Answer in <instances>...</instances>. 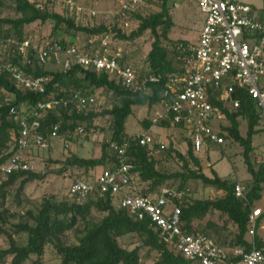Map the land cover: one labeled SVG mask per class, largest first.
Segmentation results:
<instances>
[{
  "label": "built area",
  "instance_id": "2783aa9c",
  "mask_svg": "<svg viewBox=\"0 0 264 264\" xmlns=\"http://www.w3.org/2000/svg\"><path fill=\"white\" fill-rule=\"evenodd\" d=\"M60 1L69 18L81 19L83 10L77 0ZM146 1L119 0L117 14L122 19L132 17L147 7ZM194 2L203 13L197 44L177 45L181 71L167 76L158 104L164 119L186 132L197 153L206 143H224L221 129L222 121L226 120L225 111L239 107V101L232 99L235 88L247 91L264 120V4L262 9H257L233 0ZM35 6L44 8L41 2H36ZM95 15L90 11V17ZM121 59V50L111 48V36L106 32L89 36L82 45L51 37L37 47L28 38L0 37V75L6 74L15 90L42 96L32 106H16L11 104V94L0 88V107L8 108V116L14 124L9 144L12 149L16 148V152L0 165V173L33 171L27 159L29 149H49L51 142L59 136L58 124L45 132L39 130L40 119L48 112L87 113L96 106L94 95L80 92L60 95L58 84L52 82L51 76L34 74L36 66L45 69L51 62L58 65L61 72L74 66L93 70L97 74H106L123 88L141 94L150 92V84L162 81L160 75H139L130 65L122 64ZM83 131L77 126L72 133L82 134ZM131 139L148 148L150 155L155 146L156 151L165 148L149 134ZM108 144L115 161L103 168L92 182L74 178L66 194L67 202L82 204L95 191L100 196L108 195L132 219H147L159 239L181 254L186 264H264V240L261 248L253 243L257 221L264 214V208L254 206L249 214L250 250L239 246L225 248L204 234H189L181 228L180 207L174 203V200L188 196V190L163 189L156 197L129 193L132 166L124 161L128 141L121 144L110 141ZM245 193V186L236 182L235 196L246 201Z\"/></svg>",
  "mask_w": 264,
  "mask_h": 264
},
{
  "label": "trees",
  "instance_id": "16d2710c",
  "mask_svg": "<svg viewBox=\"0 0 264 264\" xmlns=\"http://www.w3.org/2000/svg\"><path fill=\"white\" fill-rule=\"evenodd\" d=\"M14 2L15 11L19 16L16 18H0V37H14L21 40L27 38L24 33L25 26L36 21L42 23L51 21L54 24L52 28L53 35L57 29L65 26L66 29H72L75 33L84 34L86 39L91 35L104 32L117 33L122 40H132L145 32H149L152 39L151 48L147 54L149 67L147 74L160 75L162 81L159 84H150L148 94L131 92L110 80L106 74H97L93 70H83L74 66L67 72H53L45 70L43 67H35V75H49L52 77V82L58 84L57 89L62 96H67L71 92L92 95L95 89H105L119 98L118 105L101 112V115L109 116L111 128V138L107 143L102 144L101 156L94 159H82L70 155L63 161L64 167H76L85 170L99 166L108 167L115 161L108 143L112 141L121 144L128 141L124 161L132 166L129 188L133 179H138L141 183L147 184L149 192L162 186L167 181L179 180L178 190H184L187 182L193 180L200 181L206 186L221 191L222 196L214 199L189 200L185 196L182 200H174V203L180 207L181 228L189 234H204L213 239L218 245L225 247L224 242L218 240L216 233L213 234L210 230V228H214L212 223L207 222L206 226L200 230L193 227L196 220H203L213 210L226 216L235 226L234 240L229 247L239 246L244 247L245 250H250L252 244L246 238L249 231V214L255 206V202L261 199L264 192V160L256 163L252 161L251 154L253 152V138L259 134V123L264 122V120L257 112L253 99L245 89L235 88L232 99L239 101V107L232 111H225L228 125L222 126V131L226 133V136L222 135V132L221 135L224 140L232 139L243 148V161L251 177L249 187H245L246 201L235 196L234 186L236 182L222 179L212 168L211 176L203 173L189 136H187L188 148L186 155H182L173 148L168 149V153H173L181 162L183 170L181 172L165 173L158 169L159 162L149 154L150 150L141 147L138 141L131 139L125 133V122L132 114L133 107L158 104L161 93L166 87L167 76L181 71L176 47L178 44H185V42L173 43L169 39L168 35L173 27V21L169 13L170 0H161L159 11L156 13L148 16H141L139 12L133 14L132 16L139 21V25L129 35L121 34L115 28L76 25L74 20L51 11L45 4L43 9H38L35 6L36 2L30 0H14ZM3 26L8 27L3 28ZM164 42L169 43L172 47L171 50L163 45ZM0 88L11 94L12 105L32 106L42 99L40 95L15 90L6 74L0 75ZM214 104L218 105L217 102H214ZM219 105L221 106V104ZM97 116L98 114L94 111L87 113L73 111L71 114L63 110L60 112L51 111L40 119L41 126L39 130L45 132L58 124L59 135L68 133L67 130L72 133L77 127V121H91ZM239 118L246 120L245 136L240 134ZM149 125V123H146V127ZM161 125L169 127L170 122L163 120ZM13 127L14 124L8 116V108L5 106L0 107V165L16 152V148L12 149L9 144L10 131ZM177 127L180 128V126ZM190 164L195 169L191 168ZM42 177V175L33 171L15 172L8 175L0 173V194L18 180H20L17 190L19 192L27 183ZM140 195L148 196V192L141 190ZM92 209L104 215L97 222L89 220ZM29 215L32 220L31 224L19 222L11 226L14 234H26L25 245H17L13 235L7 234L9 247L6 249L0 248V262L11 257V264H24L32 256H41L45 246L51 244L60 256L59 264H140L138 248L126 250L118 243L119 238L128 234H136L142 245L157 252V258L153 264H186L181 254L159 239L157 233L149 226L147 219L142 221L132 219L126 211L119 209L108 195L100 196L97 191L82 204H72L66 200L56 203L50 199H45L36 213H29ZM263 217L264 214L258 219L256 230ZM1 218L2 215L0 214V220ZM80 223H83L81 228ZM69 231L77 236V240L73 244H64L62 238ZM0 234H4L2 226H0ZM253 243L257 248H261L263 245V240L257 232L253 237Z\"/></svg>",
  "mask_w": 264,
  "mask_h": 264
},
{
  "label": "rangeland",
  "instance_id": "374dc122",
  "mask_svg": "<svg viewBox=\"0 0 264 264\" xmlns=\"http://www.w3.org/2000/svg\"><path fill=\"white\" fill-rule=\"evenodd\" d=\"M31 2H41L46 6L50 2H58L52 5V11L57 14H66V10L62 8L59 1L49 0H30ZM242 2L257 9H262L264 0H233ZM84 5L85 9H93L97 13L91 18L83 21H76V25H88L90 27L104 26L105 28L120 31L121 34L129 35L135 31L139 25V21L134 17L122 19L117 12L119 11V0H77ZM147 7L139 11L141 16H148L159 11L161 0H147ZM169 13L173 21V27L169 32V39L173 43L185 42L189 44H197L199 32L203 23V13L195 5L194 0H170ZM19 14L15 11L14 0H0V18H16ZM53 22L36 21L24 27V33L32 44L37 47L51 37H61L66 41H76L82 45L86 37L84 34L75 33L72 29H66L61 26L56 33L52 34ZM8 26H3L7 28ZM111 36V48L120 49L122 54L121 63L133 67L139 75L147 73L149 67L147 63V54L151 46V36L149 32L136 37L132 40H122L117 33H109ZM164 46L171 50L169 43H163ZM177 66V64H176ZM45 69L48 71H59L58 65L49 62ZM92 95L96 98V106L93 108L94 113L98 116L91 121H77V126L84 129L82 134L66 133L61 134L58 138L51 142L49 149L42 150L31 147L27 153V159L32 167L33 172L42 175L41 179H36L27 183L21 191L18 190L20 180L16 181L12 186L6 188L0 194V226H2L4 234H0V248L9 247L7 234L13 235L15 243L19 246L25 245L26 234H14L11 226L19 222L32 223L29 213H36L41 203L45 199L60 203L66 200L67 191L74 178H84L93 181L102 171L104 166L96 168L78 169L65 168L63 161L74 155L82 159H94L101 156V148L103 143H107L111 138L110 118L101 115V112L119 104V98L105 89H95ZM164 119V112L159 104L134 106L132 114L125 122V133L128 137H137L142 134H149L156 142L163 143L165 148L157 150L151 155L158 160V169L165 173L181 172L182 164L174 156L169 154L168 149L173 148L182 155H186L188 148L187 134L181 128L170 124L169 127H163L161 122ZM223 126H227V119L222 121ZM239 131L245 136L247 125L246 120L239 118ZM146 123L150 125L146 127ZM217 128L216 125H213ZM259 134L253 138V152L251 154L252 161L258 163L264 160V122L259 123ZM222 131V129H221ZM223 133V131H222ZM222 135L226 136V133ZM69 137V138H68ZM12 148V147H11ZM111 152V150H110ZM243 148L232 139H225L221 145L206 143L202 149L196 153L200 161L202 171L207 176H211V168L222 179L238 182L245 187H249L251 177L248 173L242 156ZM1 157V156H0ZM191 168L195 167L190 164ZM60 171V172H59ZM179 180H170L162 186L155 188L149 192L148 185L141 183L138 179H133L129 192L134 195H140L141 190L148 192V196L156 197L161 194L163 189L178 190ZM188 190L189 200L196 199H214L222 196V192L213 187L206 186L200 181L189 180L184 190ZM264 208V192L259 201L255 202V206ZM102 213L92 209L89 220L92 222L99 221ZM207 222L214 225L210 230L218 237L217 239L224 242L225 248L229 247L234 240L236 232L233 223L226 216L211 210L203 220H196L193 227L197 230L206 226ZM80 228L83 223H80ZM264 226V222L262 224ZM6 232V233H5ZM258 236L264 240V229L258 231ZM246 238L251 239L248 233ZM77 240V236L73 232H67L62 238L64 244H73ZM119 245L126 249L132 250L138 248L140 264H153L157 258V252L142 245L141 240L136 234H128L118 239ZM11 257L6 258L0 264H11ZM60 256L53 245L45 246L41 256H32L24 264H59Z\"/></svg>",
  "mask_w": 264,
  "mask_h": 264
},
{
  "label": "crops",
  "instance_id": "0c3cea01",
  "mask_svg": "<svg viewBox=\"0 0 264 264\" xmlns=\"http://www.w3.org/2000/svg\"><path fill=\"white\" fill-rule=\"evenodd\" d=\"M56 3H58V2H51L50 3V5L48 6L49 7V9L52 11V5H56ZM60 4H62V8H63V10L65 9V7H64V5H63V3H61V2H59ZM77 4L80 6V7H82V10H83V12H82V15H81V19H79L80 21H83V20H85L86 18H91L89 15H90V11H93V12H95V14L97 13L95 10H93V9H85V7H84V5L82 6V4H81V2H77ZM66 10V9H65ZM67 12V11H66ZM60 15H62V16H65V17H68L69 18V16H68V14L66 13V14H60ZM70 19H72V20H74V22H76V21H79V20H75V19H73V18H70ZM257 206V205H256ZM260 207V206H259ZM261 208H263V207H261ZM263 222H264V217L262 218V220H261V222L258 224V228H257V230H256V232H257V234L259 233L258 231L259 230H263L264 229V226L262 225L263 224ZM263 240V239H262Z\"/></svg>",
  "mask_w": 264,
  "mask_h": 264
}]
</instances>
